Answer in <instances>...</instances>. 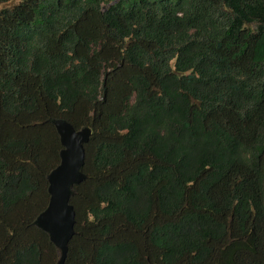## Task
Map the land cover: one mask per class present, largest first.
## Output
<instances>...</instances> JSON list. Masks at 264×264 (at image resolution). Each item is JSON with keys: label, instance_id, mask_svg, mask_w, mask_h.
Masks as SVG:
<instances>
[{"label": "trees", "instance_id": "16d2710c", "mask_svg": "<svg viewBox=\"0 0 264 264\" xmlns=\"http://www.w3.org/2000/svg\"><path fill=\"white\" fill-rule=\"evenodd\" d=\"M55 119L92 129L66 264H264V0H0V264L59 260Z\"/></svg>", "mask_w": 264, "mask_h": 264}, {"label": "water", "instance_id": "95a60500", "mask_svg": "<svg viewBox=\"0 0 264 264\" xmlns=\"http://www.w3.org/2000/svg\"><path fill=\"white\" fill-rule=\"evenodd\" d=\"M52 123L61 141V161L48 176L50 201L37 217L35 225L49 235L51 242L59 250L57 264H66L70 243L76 235V211L71 199L75 187L88 178L83 168L92 129L83 127L77 130L65 119H55Z\"/></svg>", "mask_w": 264, "mask_h": 264}, {"label": "rangeland", "instance_id": "374dc122", "mask_svg": "<svg viewBox=\"0 0 264 264\" xmlns=\"http://www.w3.org/2000/svg\"><path fill=\"white\" fill-rule=\"evenodd\" d=\"M18 3V1H14L13 3H10L9 5H13V4H16Z\"/></svg>", "mask_w": 264, "mask_h": 264}]
</instances>
